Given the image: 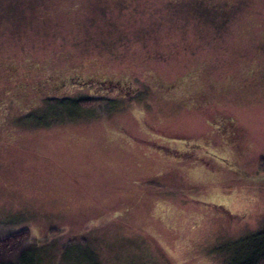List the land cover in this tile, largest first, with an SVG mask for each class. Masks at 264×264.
<instances>
[{"label":"rangeland","instance_id":"1","mask_svg":"<svg viewBox=\"0 0 264 264\" xmlns=\"http://www.w3.org/2000/svg\"><path fill=\"white\" fill-rule=\"evenodd\" d=\"M262 157L264 0H0L13 262L236 264L264 227Z\"/></svg>","mask_w":264,"mask_h":264},{"label":"trees","instance_id":"2","mask_svg":"<svg viewBox=\"0 0 264 264\" xmlns=\"http://www.w3.org/2000/svg\"><path fill=\"white\" fill-rule=\"evenodd\" d=\"M48 103H58L66 109H70V112L88 109L91 106H100L104 102H109L108 100L93 99V100H72V99H48ZM261 170L264 171V157L260 160ZM29 238V232L27 229H21L13 232L3 238H0V264H30L27 258L22 259L18 262L20 255L24 256L23 247H25L26 242ZM249 242L245 251V258H240L236 264H264V227L254 234L248 236L246 239ZM253 245L252 248L249 246ZM18 256V260H11L12 257ZM229 264V263H228Z\"/></svg>","mask_w":264,"mask_h":264}]
</instances>
